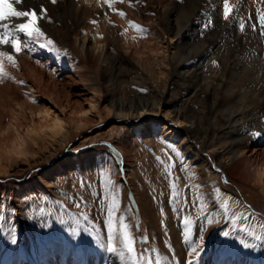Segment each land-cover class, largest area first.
Instances as JSON below:
<instances>
[{
    "label": "rangeland",
    "instance_id": "374dc122",
    "mask_svg": "<svg viewBox=\"0 0 264 264\" xmlns=\"http://www.w3.org/2000/svg\"><path fill=\"white\" fill-rule=\"evenodd\" d=\"M103 1L105 2V0H94L97 6L99 4L98 16L95 23L90 22L91 24L88 23L86 28L79 27L78 30L80 32L83 31L81 32L82 34L91 36L96 42L103 44L114 64L116 63L115 67H122L126 72H118L119 77L114 81L112 80L113 82L109 80L110 78L108 75H104L105 78L102 77L100 84L96 85V88L102 91L100 95L94 93L89 83L91 78L97 75L93 60L89 59L83 61L81 55L71 50L70 47L61 45L57 40L52 39L47 32L45 22L46 18L48 20L49 9L47 10V16L39 23L46 38L51 39L53 44L46 49H41L39 45L33 41L30 42V47L34 48L35 51L24 49L18 55L13 54L16 61L15 66L6 60L2 61L4 75L0 76V118L4 124L13 121L19 116L18 112L14 110L4 113L1 109L2 106L10 104V101H8L9 98L15 97L14 99L17 100L15 102L22 104L24 107L26 106V109H40L49 105L45 104L41 97H31L30 94H28V87L32 83L30 80H27L24 75L26 67H24L23 61H26L30 66H34L37 70L42 71L47 81L58 83L55 95L58 94L59 102L64 108V116H72L75 110H81V108L82 110L88 109V103L96 99L95 104L97 108H99L100 118H93L92 122L83 130L75 132L72 138L61 146L52 157L43 159L38 165L32 166L25 172H22V174H9L7 176L0 174V190L5 192L10 191L13 198L16 195H24L27 190V188L23 190L24 187L33 188L34 186L35 189H41L42 192L50 191L56 194L57 191H61L62 186L54 185L53 182H55V180L62 179L70 183L73 181L76 184V179L81 180V190L85 194V197H83L82 191L78 193V189H69L70 192L68 191L67 194L68 196L70 194L69 197L72 198L76 193L73 197L75 200L76 198H82L80 201H83L85 204L89 202L94 203L92 204L94 208L93 206L92 208H84L83 205H81L82 207L75 208V211L76 214H81V212H85L86 210L92 211L95 220L93 222H85L81 217L76 222V225L79 229H85L86 232H89L88 229L95 228H102L105 230V204L98 199L96 195L101 191L100 181L102 177L100 170L104 169L105 172L108 173V177L112 180L113 184L118 180L119 184H123V189L127 192L126 196L120 192L118 193L120 199L124 202L123 215H125L126 218L134 219L132 227L136 232L137 238L135 240L137 241L139 251L143 249H155L153 247V239L158 238L159 242L156 245V251L166 259L168 264H185L183 259H185L186 256L190 257L192 264H194L197 256L195 254L189 255V253L196 244L201 242L200 238L203 237V245L201 249L197 250L204 251L208 254V251H211L209 244L216 241V237H221L217 240L219 241V245L221 244L223 247L227 245V248L220 251L215 264L217 261V264H241V262L245 264H264V237L261 238L263 234L260 235V232L263 231L262 225L258 227L260 232L259 230L257 232V229L253 228L256 229V231H254L255 233H252L253 235L243 233L239 240L237 239L228 244L225 240L224 233H229L232 229L234 230L235 225L220 217H216L217 219L215 220H217L218 223L215 224L213 221L209 223L210 220L205 219L208 215V211H210L209 208H207V204L209 207L214 208L215 213L213 215L219 212V209L215 207V205L218 204L214 199L210 200L212 197V187L211 180L207 176L208 166H211L214 171L220 174V182L223 190L226 193H233L237 198H240L245 204V207L255 215L254 218L264 222V195L262 192L254 187L238 185L234 179L235 175L229 174L227 169L225 170L218 164L215 153L210 150L206 151L201 145L193 144L187 153H184V151L179 148V150H181L180 156L182 157H180L178 162H175L174 157L176 155L172 154V149L176 145H169L167 142L162 143V140L159 138L162 132L161 126L166 124V126L169 127L171 135L175 134L177 138L179 137V139H177V144L183 139L189 142L190 137L186 133V128L188 127L179 126L172 120V114L169 111L171 107L165 104L166 102L184 103L187 99V87L186 85L185 87L181 85L177 75L173 74L168 77L167 79H170L169 81L164 80L162 77L160 79L159 85L161 89H163V86H166L168 93L165 101L160 105L161 112L156 119L160 127L154 128L153 131H149L148 129L144 130L145 125H147L153 117L142 116L131 119L130 116H120L115 114L113 110L109 111V100L111 97L112 100L121 97L132 99L136 96L138 99L152 98L155 94L146 86L147 71L160 72L168 66V70L172 72V67H174L177 62L172 59L174 46L169 44L168 35L162 31L161 27L156 25L159 13H157V9L149 3L150 0H108V2L105 3ZM160 1V5H163L161 7H164L168 1L173 2L170 7V18L172 20L177 18L183 23L187 21V27L182 32L183 35L179 36L175 43L182 42L179 44V48L184 50L182 55L183 58H180V64L188 67L191 72H194L192 83L199 94L192 98V101H194L192 108L198 110L203 108L204 112L198 114L197 117V119H200L202 126L206 129H216L217 127L225 126L227 122L226 119H229L233 110L234 112H240L246 107L253 108L254 106L256 110L255 118H249L248 111L250 109L245 111L246 120L239 133L244 137H248L253 132H261L259 129L264 128V111L259 105H254L255 102L251 93H247L246 90L242 89L238 85L237 80L233 81V75L237 74L236 78H242L244 76L242 72L247 68L248 71L254 74V82L245 84L244 88L248 89V91H251L252 84H257V87H260L262 82L264 83V72L262 71L264 70V37L260 36L259 29L253 31L251 27V24L256 20L257 9L264 12V0H229L232 13L228 21L223 19V14L217 18L213 9L209 8L208 5H201V7H199L195 0ZM45 2L46 0H25V3L22 5L14 6L17 7L18 10L35 8L38 12L41 6H46L44 5ZM64 2V0H57L56 4H54L56 7H54L56 12L55 15L58 14L55 17L57 26H60L61 22H71L70 15H65V11L61 6ZM126 2L128 4H124ZM109 4L111 6H109ZM216 4L222 7L223 0H216ZM118 11L120 13L123 12L126 16L123 15V17H121ZM250 15L252 20H249ZM121 19H125L126 21ZM9 22L15 23L17 21ZM111 22L112 24H110ZM129 22L144 29V33L131 27L130 24H128ZM240 22L245 23L244 31H241L239 28ZM205 25L209 26L205 28ZM152 34H155L154 37ZM92 35L95 36L93 37ZM43 41L44 40L41 42ZM0 51H8L11 53V48L10 46L6 48L0 46ZM48 51L55 54L54 61L50 63H48ZM143 54L148 59L149 65L145 62L143 63L145 66H143V64L138 66L131 61V56L144 57ZM146 58L144 61L147 60ZM60 60H63V65L61 67L58 65ZM71 60L73 64L68 63ZM167 61H169V63ZM101 74H103V71ZM115 76L116 75L113 74L112 79H114ZM86 82H88V84ZM19 84H22L24 89L18 86ZM253 89H255V86ZM25 92L28 95L25 94ZM97 98H100V101L97 100ZM4 102L6 103L4 104ZM72 109H74V111ZM27 111L24 112L23 119L25 121L20 120L23 127L27 123H30L32 119L31 115L27 114L29 111ZM12 112H14V114H12ZM143 131L145 133H142ZM9 134L12 135L13 133L10 132ZM240 148H246L249 153L252 150L260 153V151L264 149V142H262V138L259 136L255 137L251 144H241ZM163 154H168V156L172 158L171 163L164 162L162 159ZM45 175H49L50 177L48 180L53 182L44 187L43 182L45 180H43L42 177ZM173 177L186 183L188 188L187 196H189L190 199V208L195 211L196 215L193 220L195 224H192L193 229L191 228L187 240H183L181 232V242L185 241V243L180 245L179 238L180 247L177 246L176 242L169 236V228L166 225H164V227L166 226V228H164L165 230L162 229L164 231L162 234H159V232L154 229L155 220L161 212L169 210L168 212L171 214L172 211H175L174 207L170 204L172 196L171 179ZM86 181L90 183H86ZM114 186L119 189L117 184ZM195 186L198 188L195 189ZM203 192H206V195L208 194L209 198H207V200L202 197ZM126 201L128 202L127 204ZM131 210L133 211L132 215L130 214ZM119 212L121 213V211ZM24 216L25 215H23V217ZM166 218L167 217H165V219ZM22 219L25 220L24 218ZM165 222L166 220L164 223ZM0 227L1 229L3 228L1 224ZM3 233H6V231L2 230V232H0L1 235ZM105 234L107 235V231H105ZM23 237L24 236L21 238ZM257 237H260L262 240L257 239ZM64 240L65 241H62L61 244V249H63L65 245L63 251H58L63 256L62 261L65 262L69 257H76L77 260L81 259L83 252L80 242H77L78 245H74V249H72V245H70L71 243H69L68 239L64 238ZM84 240L87 249L91 247L90 243L93 241L95 242V248L99 246L95 234L92 236L87 234ZM106 241L107 237L105 239V242ZM100 244H102V242ZM116 244L119 246L118 240ZM226 253H234L236 257H239L240 261L238 263H236L237 261L235 260L228 263L225 262L227 261ZM220 255H222V257ZM90 256L92 258L91 262H93L96 256L93 250H91V254L83 261L87 262ZM99 257L100 255H98V260ZM59 263L60 261H58L57 264Z\"/></svg>",
    "mask_w": 264,
    "mask_h": 264
},
{
    "label": "bare ground",
    "instance_id": "6f19581e",
    "mask_svg": "<svg viewBox=\"0 0 264 264\" xmlns=\"http://www.w3.org/2000/svg\"><path fill=\"white\" fill-rule=\"evenodd\" d=\"M64 1L65 2L61 6L65 11V15H70L71 22L70 23L61 22L60 23L61 25L57 26L55 17L58 14L55 15L56 13L54 10L55 6L50 2V0L48 1L46 0V2L44 3V5L46 6L44 7H46L47 10L49 9L48 20L46 18V22H45L46 30L50 34L52 39L57 40L58 43H60L61 45H66L70 47L71 50L81 55L83 61H87L89 59L93 60V62L95 63V68H96L95 71L97 75L91 78L89 83L94 93L100 95L102 91L98 90L96 88V85L100 84L102 77L105 78L104 75L105 76L108 75V77L110 78L109 80L114 81L119 77L118 72L125 73L126 70L122 67H115L116 63L114 64L110 54L107 53V49L103 44L96 42L94 38L86 34H82L81 32L83 31L80 32L78 30L79 27L86 28L88 23L90 22L92 23V21H96V18L98 16L99 4L97 6L94 0H75L76 2L73 0H64ZM195 1H197V5L199 7H201V5H208L209 8H212L217 18H219V16L223 14V6L221 7L220 5L216 4V0H204V1L195 0ZM149 3L152 4L157 9V13H159L156 25L161 27L162 31L168 35L169 37L168 40L170 41L169 44L174 46L173 50L175 53L173 52L172 59L176 61L177 64L174 67H172L173 69L172 72L168 70V66L160 72H154L151 70L147 71L148 76L146 78L147 81L146 86L152 93L154 92L155 95L152 98L146 97L147 99H143V98L138 99L136 98L137 97L136 96L135 98L132 99L121 97L119 99L112 100L111 97L109 100V108H108L109 111L113 110L115 114L120 116L121 115L126 117L130 116L131 119H134V117L139 118L142 116L153 117V119L149 123H147V125H145V129H144V130L148 129L149 131H153L154 128H157L159 126V123L158 121H156V119L157 117H159V113L161 112L160 105L162 102L165 101V98L168 93L167 91L168 89L166 86L165 87L163 86L162 87L163 89H161L159 85L160 79L162 77L164 80L169 81L170 79H167L168 77H170L173 74L177 75L181 85H183L184 87L186 85L187 87L186 89L187 99L184 103L166 102L165 104L168 107H171V109L169 110L172 114L171 119L174 120L179 126L188 127L186 128V133L190 137L189 142H186L185 141L186 139L182 138L183 140L177 144L178 141L177 139H179V137L177 138V135L175 134L171 135V132L169 131V127L166 126V124H163V126H161L162 132L159 137L162 140V143L167 142V144L169 145H176L173 148L176 150V152H179V156L176 155V152L172 151L173 153L172 152L171 153L176 155L174 157V161L178 162L180 160V157H182L180 156L181 150H183L184 153H187L193 144L201 145V147H203L206 151L210 150L211 152L215 153L218 164L225 170L227 169L229 174L235 175L234 179L238 185L248 186L252 188L254 187L255 189L261 191L262 194L264 195V149H262L260 153H258V151L255 150L254 151L252 150L249 153L246 148H240L241 144L243 143L251 144L254 141L255 138L254 136L250 135L248 137H244L239 132L241 131V127L246 120L245 111H248L250 109L248 111L249 112L248 116H250L249 118L251 119L255 118V111H256L255 107L254 106L253 108L246 107L240 112H234L233 110V113L230 114L229 119L228 118H227L228 120L226 119L227 122L225 126H220L217 127L216 129L215 128L206 129L204 126H202L200 119H197V117L198 114L204 112L203 108L199 110L192 108L193 107L192 104L194 103V101H192V98L198 96L199 94L192 83V77L194 76V72H191L188 67L180 64L181 59L183 58L182 55L184 50H182V48H179V44L182 42L180 43L177 42V44L175 43L176 40H178L177 38L183 35L182 32L187 27V21L183 23L177 18H174L173 20L170 18V11H171L170 7L171 4L173 3L172 1H168V3L164 7H161L163 5H160L161 4L160 0H150ZM124 4H128V3L126 2ZM102 8L104 9L103 5ZM110 24H112V22ZM152 35L154 37L155 34ZM48 54H49L48 63L53 62L55 54L49 51ZM144 57L146 58L145 55ZM144 57L131 56V61L137 64L138 66L142 65L145 62H147L149 65L148 59L146 58L147 60L144 61L145 60ZM167 62L169 63V61ZM68 63L73 64V61L71 60ZM23 65L24 67H26L24 70L25 71L24 75L26 79L30 80L32 83L28 87L27 90L28 94H30L31 97H41V99L45 102V104H49V105L46 107L43 105L44 107L40 109L38 108L26 109V106L24 107L22 104L15 102L17 100L14 99L15 98L14 97V98H9L8 101H10V104L2 106L1 109L3 110L4 113L6 111L11 112L14 110L19 114V116L17 115L18 116L17 118L6 124H4L0 118V174H4L6 176L9 174H19V173L22 174V172H25L27 169L31 168L32 166L38 165L40 162H42L43 159H46L47 157H52L58 151V149L61 148V146H63L67 141H69L72 138L75 132H79L83 130L90 122H92L93 118L95 117L100 118L99 108H97L95 104L96 99L88 103V109L82 110L81 108V110H75V111L74 109H72L74 111L72 116H67V117L64 116L65 115L64 108L59 102L57 96L58 94L55 95L58 83L54 81L53 82L47 81L45 79V74L42 71L37 70V68H34V66H30V64L28 65L26 61H23ZM58 65L61 67L63 65V60H60L58 62ZM143 66L145 65L143 64ZM102 71L103 74H101ZM262 71L264 72V70ZM113 74L116 75L114 79H112ZM242 74L244 75L242 78H236L237 74H234L233 81L237 80L238 85L242 89L246 90L247 93H251V95H253V100L255 102L254 105L255 106L259 105L261 109L264 111V83L262 82V85L260 87H257L258 86L257 84L254 85L252 84L251 91H248V89L244 88L245 84L248 82L251 83L254 82L255 80L253 79L254 74L251 71H248V68L244 69ZM86 83L88 84V82ZM18 86L23 87L24 89V86L22 84H19ZM254 86L255 89H253ZM25 94L27 93L25 92ZM100 98H97V100L100 101ZM5 103L6 102H4V104ZM27 110L29 111V113L27 114H30L32 119L30 123H27L23 127V125H21L20 123L21 122L20 120H24L23 119L24 112ZM12 114H14V112H12ZM57 121H59V123H57ZM259 130L261 131L260 133L262 134L260 135L262 138V142H264V128H261ZM10 132H12L13 134L10 135L9 134ZM142 133L145 132L143 131ZM179 148H181V150H179ZM162 159L164 160V162H170V163L172 160V158L168 156V154H163ZM207 176L211 180V187H212V193H211L212 197L210 200L213 199L215 200V202L218 204L215 205V207L219 209V212L215 214L216 216L213 215L215 213L214 208L209 207V205L207 204V208H209L210 211H208V215L206 216L205 219L207 220L209 219L210 221H213V223L215 224L218 223V221L215 219L220 217L221 219L230 221L232 224L235 225V229L234 230L232 229L228 233V235L225 236L226 242L229 244L230 242L232 243L237 239L239 240V238L243 233L253 235L252 233L256 231V229L258 232L259 230L258 227L260 225H262L263 231L260 232L259 230V232L260 235L263 234L261 238L264 237V224H263L264 222L255 219L254 218L255 215L245 207V204L240 200V198H237L233 193H226L223 190V187L220 182V174L217 171H214V169L211 166H208ZM49 177H50L49 175H45L42 177V179L45 180L44 182L42 181L44 187L47 184L53 182L48 180ZM75 181L77 182V184L73 181L70 183V182H65L62 179L55 180V182H53L54 185L62 186L61 191H57L56 194L50 191L42 192L41 189L40 190L35 189L34 185L36 183L33 185L34 186L33 188L24 187L23 190L27 188L26 190L27 192L25 191V194L22 196L16 195L14 196V198L10 191L5 192L3 190H0V224L3 227L2 229L0 227V232H2V230L6 231V233H3L2 235L0 234V264L3 263L4 264L5 263L6 264H10V263L57 264L58 261H60L61 264H123L118 254H110L106 250V246H107L106 243L107 241L105 242V239L107 237V235L105 234L106 229L105 230H103L102 228L88 229L89 232H86L85 229H79L78 226L76 225L77 224L76 222L79 220V218L83 217L84 215L88 216V220L87 221L84 220L85 222L88 221L93 222L95 219L93 218L94 217L93 212L89 210H86L85 212L83 211L81 212V214L80 213L76 214L75 211L76 207L74 206L76 203L80 202L82 198L81 199L76 198L75 200L73 197L75 196L76 193L74 194V196L72 194L73 196L72 198L69 197L70 194L69 196L67 194V192L68 191L70 192V190L72 189L73 190L78 189L79 191L78 193L82 191L81 190L82 183L80 182L81 180L76 179ZM86 183H90V182L86 181ZM173 183L175 184L176 191L179 194L177 199H173L171 196L170 204L174 207L175 211H172L173 213L171 212V214L168 212L169 210L161 212L158 218L156 217L157 219L155 220L154 229H156L157 232H159V234H162V232H164L163 230H165L164 228H166L167 226L169 228L168 229L169 236H171V238L176 242L177 246H179V238H180V245L185 243V241L181 242V237H180L183 235L182 238L183 240H185V231H186V225L184 224L185 218L191 221V224L189 226L191 231V228L193 226L192 224H195L193 220L196 217V215H195V211L190 208V199L189 196H187L188 188L186 183L175 177L171 179V184ZM115 184L119 186L118 192L126 196L127 192L125 191V189H123L122 186L123 184L120 185L121 183L119 184L118 180L113 185ZM196 188L198 187L195 186V189ZM81 193L83 194V197H85L83 191ZM117 195L120 204L119 211H121V213L123 214L124 202L120 199L119 193H117ZM202 197H204L205 200L209 198L208 194L206 195V192H203ZM224 201L228 202L227 209H225L224 207ZM127 203L128 202L126 201V204ZM92 204L94 203L91 202L86 204L82 203L84 208L85 207L92 208L93 206ZM130 214L131 215L133 214L132 210ZM23 215L25 216L23 217ZM165 217L167 218L165 219ZM244 217H247V219H244ZM22 218H24L25 220H23ZM126 219L132 229V234L136 239L137 238L136 232L132 227L133 226L132 223L134 219L133 218L132 219L126 218ZM165 220L166 222L164 223ZM164 225L166 226L164 227ZM87 234L90 236L95 234V236L97 237V242H99L97 243L99 245L98 248L97 247L95 248L94 241H93L94 243L90 241L91 245L90 244L89 245L91 247L88 249L86 248L84 239ZM22 236L24 237L21 238ZM64 238L68 239L69 243H71L70 245H72L71 246L72 249H74V245H78L77 242H80L81 250L83 252V256L81 258L82 260L81 259L77 260L76 257L74 258L69 257L67 260H65V262L62 261L63 256L58 251L61 250L63 251L65 247L64 245L63 249H61L62 241H65ZM219 238L221 237H216V241H214L212 244H209L211 251L207 250L208 254H206L204 251H199L200 255L197 256V259L195 260L194 264H215L218 254H220V251L227 248V245L224 247L221 244L219 245V241H217L219 240ZM13 239L15 240V243H13ZM101 242L102 244H100ZM158 242H159L158 238L153 239V247L155 248V250L157 249L156 245L158 244ZM101 245H103V247H101ZM135 247L139 251L137 241ZM91 250H93L94 254L96 255L95 259L93 260V262H91L92 258L90 256L89 260H87V262H84L83 260H85L89 254H91ZM156 253H152V257L154 259ZM98 255H100L99 260H98ZM222 255L220 256L222 257ZM183 260L185 264H187V262L190 260V257L186 256L185 259ZM226 260L227 261L225 262L227 263L232 262L234 260L237 261L236 263L240 261L239 257H236L234 253L233 254L226 253ZM243 263L244 262H241V264Z\"/></svg>",
    "mask_w": 264,
    "mask_h": 264
},
{
    "label": "snow or ice",
    "instance_id": "6c2138e0",
    "mask_svg": "<svg viewBox=\"0 0 264 264\" xmlns=\"http://www.w3.org/2000/svg\"><path fill=\"white\" fill-rule=\"evenodd\" d=\"M50 2L52 4H56L57 0H50ZM106 2H108V0H106ZM23 3H25V0H0V46L5 48L10 46L11 48V53L8 51H0V76L4 75L2 61L6 60L15 66L16 61L13 54L18 55L24 49L35 51L34 48L30 47V42L34 41L41 49H46L53 44L51 39L46 38L39 23L47 16V9L41 6L37 12L35 8H24L22 10H18V8L14 6L22 5ZM109 6L111 5L109 4ZM231 13L232 7L229 4V0H223V19L228 21ZM119 15L123 17L124 13L121 12ZM249 20H252L251 15L249 16ZM9 21L17 22L10 23ZM92 23H95V21H92ZM129 23L131 27L141 33H144V29L132 22ZM208 26L209 25H205L204 27L207 28ZM251 27L253 31L259 29L260 36L264 37V12L257 9V17L251 24ZM239 28L241 31H244L245 23L240 22ZM42 40L46 42L42 43ZM57 123H59V121H57ZM251 135L259 137L262 134L260 132H253ZM172 151L176 152L174 148ZM176 155L179 156V152H176ZM100 174L102 177L100 181L101 191L96 195L98 199L105 204L104 212L106 219L104 226L107 231V252L110 254H118L123 264H168L164 257L156 253L155 249H143L141 251L136 249V240L132 234V229L127 222L126 216L120 214L119 212L120 204L117 197L119 189L115 188L112 180L108 177V173L105 172L104 169L100 170ZM171 188L172 198L177 199L179 194L176 191L174 183L171 185ZM82 203L83 201L76 203L75 207L81 208ZM227 206L228 202L224 201L225 209H227ZM82 219L87 221L88 216L84 215ZM244 219H247V217H244ZM209 223H211V221H209ZM184 224L186 225L185 240H187L190 232L189 226L191 221L185 218ZM224 235L227 236L228 233H224ZM257 239H260V237H257ZM117 240L119 246L116 244ZM200 240L201 242L192 248L189 255H200V252L197 249L202 248L203 237H201ZM13 243H15L14 239ZM101 247H103V245H101ZM152 253H156L154 260ZM187 264H192V261L189 260Z\"/></svg>",
    "mask_w": 264,
    "mask_h": 264
}]
</instances>
